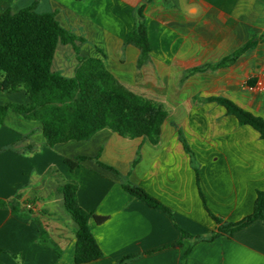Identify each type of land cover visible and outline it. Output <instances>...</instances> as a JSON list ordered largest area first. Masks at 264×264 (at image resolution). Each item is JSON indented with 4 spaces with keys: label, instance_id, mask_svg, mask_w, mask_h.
Returning a JSON list of instances; mask_svg holds the SVG:
<instances>
[{
    "label": "crops",
    "instance_id": "obj_1",
    "mask_svg": "<svg viewBox=\"0 0 264 264\" xmlns=\"http://www.w3.org/2000/svg\"><path fill=\"white\" fill-rule=\"evenodd\" d=\"M143 4L151 59L139 67L141 52L125 39ZM32 6L55 13L65 30L86 40L78 43L81 56L103 59L122 85L168 116L157 144L103 129L89 141L48 147L40 122L9 110L0 124V199L18 203L21 215L0 209V248L6 251L0 261L76 264L77 224L62 193L74 183L80 207L105 218L90 221L103 256L87 264H121L127 257L123 264H264L262 220L231 236L197 239L217 232L211 215L224 224L251 215L257 192L264 191V139L222 105L202 101L224 97L264 120V90L257 89L264 84V43L231 67L188 76L264 33V0H0V13ZM77 65L74 46L59 45L53 71L72 78ZM29 102L24 89H0V105ZM77 156L99 157L121 177L95 160L71 170L65 159ZM125 181L142 187L173 217L131 196ZM36 219L60 255L40 243ZM182 231L192 237L182 238Z\"/></svg>",
    "mask_w": 264,
    "mask_h": 264
},
{
    "label": "trees",
    "instance_id": "obj_2",
    "mask_svg": "<svg viewBox=\"0 0 264 264\" xmlns=\"http://www.w3.org/2000/svg\"><path fill=\"white\" fill-rule=\"evenodd\" d=\"M148 1V0H146ZM143 4L136 17L135 28L127 35L125 44L136 46L140 52L139 67L151 59L149 35L145 26ZM86 40L65 30L57 21L55 13H38L35 7L18 12L7 10L0 13V89L11 93L26 90L30 102L28 105H0V124H3L9 110L29 120L41 123L48 147L70 141H89L103 129H109L124 138L146 137L157 144L168 114L157 103L148 100L122 85L106 68L100 58L81 56L78 43ZM264 43V33L253 36L248 42L218 62L189 70L188 76L208 70L216 71L233 66L249 51ZM72 44L77 53L78 65L72 78L64 77L53 71L55 53L59 45ZM187 76V77H188ZM185 77V79L187 78ZM255 81H252L254 84ZM204 102H215L235 116L240 125H249L264 139V120L244 110L230 99L212 96ZM185 149L191 153L182 139ZM88 160L98 164L115 175L120 173L113 167L99 161V157L77 156L66 158L65 164L75 170ZM123 189L131 196L143 201L149 207L161 210L173 217V211L147 193L142 187L128 181L122 183ZM68 214L77 224L75 263L87 264L99 260L103 252L91 231L90 221L97 224L105 221L82 209L77 200L76 184H67L62 188ZM26 202L25 204H31ZM10 208L19 215V205L0 199V209ZM21 215V214H20ZM218 225L217 232L210 238H197L211 241L220 235H233L256 220L264 222V191H258L251 215L234 224H224L220 218L211 215ZM39 228V241L61 254L60 248L50 239L45 225L35 220ZM192 237L182 231V238ZM178 245V244H177ZM176 246V244H175ZM0 248V255L5 253ZM131 257L125 258L121 263ZM0 264H3L0 261Z\"/></svg>",
    "mask_w": 264,
    "mask_h": 264
},
{
    "label": "built area",
    "instance_id": "obj_3",
    "mask_svg": "<svg viewBox=\"0 0 264 264\" xmlns=\"http://www.w3.org/2000/svg\"><path fill=\"white\" fill-rule=\"evenodd\" d=\"M259 90H264V84L261 82L259 85H258V88ZM30 207V206H29Z\"/></svg>",
    "mask_w": 264,
    "mask_h": 264
},
{
    "label": "rangeland",
    "instance_id": "obj_4",
    "mask_svg": "<svg viewBox=\"0 0 264 264\" xmlns=\"http://www.w3.org/2000/svg\"><path fill=\"white\" fill-rule=\"evenodd\" d=\"M73 144H78L77 141H75Z\"/></svg>",
    "mask_w": 264,
    "mask_h": 264
}]
</instances>
